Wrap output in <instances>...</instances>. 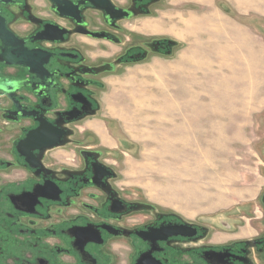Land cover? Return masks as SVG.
Listing matches in <instances>:
<instances>
[{
    "label": "flooded vegetation",
    "instance_id": "af4514ba",
    "mask_svg": "<svg viewBox=\"0 0 264 264\" xmlns=\"http://www.w3.org/2000/svg\"><path fill=\"white\" fill-rule=\"evenodd\" d=\"M159 2L110 0L123 13L107 14L87 0H0V264H264V194L261 228L221 242L127 193L78 130L114 65L170 52L121 37ZM99 43L123 48L109 58Z\"/></svg>",
    "mask_w": 264,
    "mask_h": 264
},
{
    "label": "rangeland",
    "instance_id": "374dc122",
    "mask_svg": "<svg viewBox=\"0 0 264 264\" xmlns=\"http://www.w3.org/2000/svg\"><path fill=\"white\" fill-rule=\"evenodd\" d=\"M206 3L160 0L151 14L122 23L125 44L164 39L170 52L114 65L102 76L100 110L77 126L127 193L229 242L261 228L264 67L249 53H237V64L215 53L197 27L223 3ZM99 45L109 58L123 48Z\"/></svg>",
    "mask_w": 264,
    "mask_h": 264
},
{
    "label": "crops",
    "instance_id": "0c3cea01",
    "mask_svg": "<svg viewBox=\"0 0 264 264\" xmlns=\"http://www.w3.org/2000/svg\"><path fill=\"white\" fill-rule=\"evenodd\" d=\"M206 1L204 5L208 6ZM221 1L223 4L214 9V20L203 17L198 31L204 32L205 40L214 42L215 53H229L234 60L231 64L241 60L237 53H249L252 64L255 61L264 67V0ZM255 25L261 33L255 32Z\"/></svg>",
    "mask_w": 264,
    "mask_h": 264
},
{
    "label": "water",
    "instance_id": "95a60500",
    "mask_svg": "<svg viewBox=\"0 0 264 264\" xmlns=\"http://www.w3.org/2000/svg\"><path fill=\"white\" fill-rule=\"evenodd\" d=\"M94 8L100 11H105L107 14H110L111 12L117 11L118 13H123L121 10H115V8L112 7L110 4V0H87ZM126 14H120L119 16H116L118 19L124 18ZM127 16V15H126ZM93 114H91L92 116Z\"/></svg>",
    "mask_w": 264,
    "mask_h": 264
}]
</instances>
